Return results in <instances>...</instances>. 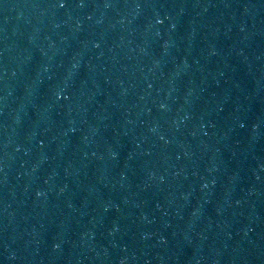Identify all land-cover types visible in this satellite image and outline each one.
<instances>
[{
	"label": "water",
	"instance_id": "95a60500",
	"mask_svg": "<svg viewBox=\"0 0 264 264\" xmlns=\"http://www.w3.org/2000/svg\"><path fill=\"white\" fill-rule=\"evenodd\" d=\"M0 264H264V0H0Z\"/></svg>",
	"mask_w": 264,
	"mask_h": 264
},
{
	"label": "snow or ice",
	"instance_id": "6c2138e0",
	"mask_svg": "<svg viewBox=\"0 0 264 264\" xmlns=\"http://www.w3.org/2000/svg\"><path fill=\"white\" fill-rule=\"evenodd\" d=\"M60 7H64V4H63V3H61V4H60Z\"/></svg>",
	"mask_w": 264,
	"mask_h": 264
}]
</instances>
